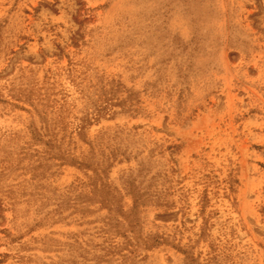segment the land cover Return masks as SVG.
Here are the masks:
<instances>
[{"label": "rangeland", "instance_id": "rangeland-1", "mask_svg": "<svg viewBox=\"0 0 264 264\" xmlns=\"http://www.w3.org/2000/svg\"><path fill=\"white\" fill-rule=\"evenodd\" d=\"M0 264H264V0H0Z\"/></svg>", "mask_w": 264, "mask_h": 264}]
</instances>
